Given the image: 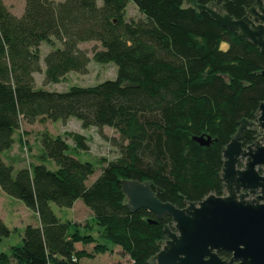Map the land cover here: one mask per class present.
I'll return each mask as SVG.
<instances>
[{
    "label": "trees",
    "instance_id": "trees-1",
    "mask_svg": "<svg viewBox=\"0 0 264 264\" xmlns=\"http://www.w3.org/2000/svg\"><path fill=\"white\" fill-rule=\"evenodd\" d=\"M127 1L23 0L15 14L0 0V190L37 218L23 227L19 244L0 252V264H78L108 244L117 245L129 264H147L170 218L157 219L144 208L129 212L121 179L150 180L156 197L176 207L222 194L221 150L235 121L252 120L264 100V53L184 0H131L137 18H125ZM208 1L239 17L252 0H196ZM89 40L98 45L79 46ZM42 42L48 49L41 65ZM90 60L113 62L115 77L65 90L35 85L34 72L42 73L43 83L56 82L70 70L86 72ZM69 118L117 133L107 138L115 157L88 184L92 163L69 151L87 149L77 133H39L38 157L50 159L54 169L40 161L13 170L2 159L21 124ZM252 134L242 129V143ZM199 135H208L209 143L191 139ZM76 199L91 211L101 241L50 208L71 207ZM8 233L0 218V240ZM75 243L92 246L76 249Z\"/></svg>",
    "mask_w": 264,
    "mask_h": 264
},
{
    "label": "water",
    "instance_id": "water-1",
    "mask_svg": "<svg viewBox=\"0 0 264 264\" xmlns=\"http://www.w3.org/2000/svg\"><path fill=\"white\" fill-rule=\"evenodd\" d=\"M184 2L206 11L264 53L263 0H252L239 17H232L214 1ZM235 122L237 128L221 150L222 195L209 193L176 207L156 197L158 189H152L150 180L119 181L123 206L129 212L144 208L157 219L170 218V225L161 228L165 238L147 264H264V100L258 102L254 121L240 118ZM251 125L258 137L243 144L240 132ZM191 139L199 145L210 141L208 135ZM257 168L262 171L258 173ZM219 251L229 256L219 255Z\"/></svg>",
    "mask_w": 264,
    "mask_h": 264
},
{
    "label": "rangeland",
    "instance_id": "rangeland-1",
    "mask_svg": "<svg viewBox=\"0 0 264 264\" xmlns=\"http://www.w3.org/2000/svg\"><path fill=\"white\" fill-rule=\"evenodd\" d=\"M7 6L13 11H18L23 7V0H3ZM20 2V3H19ZM98 4L101 0H96ZM20 10V12H21ZM125 18H137L141 13L136 9L134 3L128 0L125 9ZM92 45H98L97 41L89 40L79 43L80 47L90 49ZM48 49L45 42L40 44L39 62L43 64V55ZM90 54V53H89ZM34 82L37 86H43L47 89L65 90L70 85H89L94 84L105 78H114L116 75V66L113 62L99 63L90 60L87 64V71L80 73L76 71H68L56 82L43 83L42 73L34 72ZM42 131L48 134L63 135L65 132L80 134L84 137L87 149L85 151L78 149L69 150L71 154L81 160L92 163L94 171L90 174L85 183L91 182L99 173L101 166L106 160L112 159L116 155V148L112 146L107 138L117 137V133L110 127L103 126L100 132L95 127H82L74 118H69L66 122L44 120L43 122H34L32 124H21L19 130L15 133V143L8 149L7 153H14L13 170L19 165L24 166L29 163H38L41 161L48 169H54L55 165L50 159H39V146L37 138ZM69 146L71 141L67 140ZM26 146L27 153L23 150ZM50 208L60 220H71L78 222L79 231L82 233H90L96 237L97 241H101L97 237L98 226L92 219L91 211L82 203L80 199H76L71 207H58L54 203H50ZM0 218L8 227L9 233L0 240V252H7L12 245L19 244L21 234L25 224L36 225L37 218L35 214L26 208L20 200L4 194L0 190ZM84 222L88 227L83 226ZM103 241V239H102ZM76 248L83 247L86 250L91 249V244L81 245L76 243ZM109 249L104 252L93 254V256H85L79 259L78 264H129L128 257L120 251L117 245L108 244Z\"/></svg>",
    "mask_w": 264,
    "mask_h": 264
},
{
    "label": "crops",
    "instance_id": "crops-1",
    "mask_svg": "<svg viewBox=\"0 0 264 264\" xmlns=\"http://www.w3.org/2000/svg\"><path fill=\"white\" fill-rule=\"evenodd\" d=\"M20 3V2H19ZM8 8L13 12V13H15V14H19L20 13V10H21V8H19L18 9V11H13L12 9H11V7L10 6H8ZM15 143V142H14ZM13 143V144H14ZM13 144H12V146H13ZM10 149V148H9ZM7 151L8 150H6L3 154H2V159L4 160V162L6 161V162H10V163H12L13 164V160H14V158H13V155H14V153L12 152L11 154H8L7 153ZM21 165H19L18 167H20ZM35 214V213H34ZM36 216V215H35ZM25 225H27V224H25ZM24 225V226H25ZM76 244V243H75ZM74 244V246H75V248H76V245ZM80 248H82V247H80ZM76 249H79V248H76Z\"/></svg>",
    "mask_w": 264,
    "mask_h": 264
},
{
    "label": "flooded vegetation",
    "instance_id": "flooded-vegetation-1",
    "mask_svg": "<svg viewBox=\"0 0 264 264\" xmlns=\"http://www.w3.org/2000/svg\"><path fill=\"white\" fill-rule=\"evenodd\" d=\"M252 2V1H251ZM263 5H264V0H263ZM249 120V119H248ZM255 120V112H254V118L252 119V120H250V121H254ZM244 129H249V130H251L252 132H253V134H252V138H251V140H250V142H252L254 139H256L257 137H258V134H257V129L255 130V129H253V126L251 125V126H247L246 128H244ZM241 139V138H240ZM249 143V142H248ZM245 144H247V143H245ZM239 167V166H238ZM262 168H257V172L258 173H260L262 170H261ZM242 191H244V190H242ZM222 194H223V188H222ZM221 194V195H222Z\"/></svg>",
    "mask_w": 264,
    "mask_h": 264
},
{
    "label": "built area",
    "instance_id": "built-area-1",
    "mask_svg": "<svg viewBox=\"0 0 264 264\" xmlns=\"http://www.w3.org/2000/svg\"><path fill=\"white\" fill-rule=\"evenodd\" d=\"M23 150H24V152H26L27 153V149H26V147H25V145H23Z\"/></svg>",
    "mask_w": 264,
    "mask_h": 264
}]
</instances>
